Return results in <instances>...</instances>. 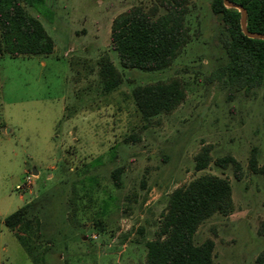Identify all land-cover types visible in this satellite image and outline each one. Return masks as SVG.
I'll return each mask as SVG.
<instances>
[{
  "label": "rangeland",
  "instance_id": "374dc122",
  "mask_svg": "<svg viewBox=\"0 0 264 264\" xmlns=\"http://www.w3.org/2000/svg\"><path fill=\"white\" fill-rule=\"evenodd\" d=\"M164 0H45L26 10L52 38L47 54L0 55V264H143L168 193L202 173L225 177L233 208L213 213L193 233L213 241L214 264H252L264 247V79L248 91L211 75L225 60L221 20L210 0H188L189 38L157 69L119 64L109 41L111 19L132 5L164 11ZM120 80L102 88L98 59ZM176 78L184 95L170 111L141 120L135 84ZM235 157L241 168L208 161ZM120 167L119 184L111 170ZM36 169V173H32ZM32 174L28 185L24 174ZM21 184L19 188L15 186ZM27 205V251L3 218ZM94 233L95 237L90 234Z\"/></svg>",
  "mask_w": 264,
  "mask_h": 264
},
{
  "label": "trees",
  "instance_id": "16d2710c",
  "mask_svg": "<svg viewBox=\"0 0 264 264\" xmlns=\"http://www.w3.org/2000/svg\"><path fill=\"white\" fill-rule=\"evenodd\" d=\"M188 0H164V11L156 13L141 5H132L113 16L109 26V41L119 64L126 68L157 69L169 64L189 38L184 20ZM245 9V26L249 31L264 33V0H230ZM45 0H0V55L47 54L53 41L39 19L24 5L36 7ZM210 10L221 20L218 40L225 60L211 75L234 89L248 91L264 79V39L249 37L239 25V10L227 7L222 0H210ZM97 74L104 90L116 87L120 77L113 62L105 55L98 59ZM183 84L176 78L135 84L130 89L131 100L141 120L172 110L183 98ZM194 167H205L208 161L220 167L229 165L233 175H241L239 161L231 154L211 159L208 148L201 146L193 155ZM249 167L256 166L253 152ZM120 167L111 170L112 180L119 184ZM233 208L229 181L212 173H202L174 187L167 195L152 238L144 241L143 264H214L213 241L204 238L194 242L197 225L213 213L228 214ZM27 205L4 216L3 224L12 230L27 251L29 227ZM257 230L264 234V217ZM252 264H264V247Z\"/></svg>",
  "mask_w": 264,
  "mask_h": 264
},
{
  "label": "water",
  "instance_id": "95a60500",
  "mask_svg": "<svg viewBox=\"0 0 264 264\" xmlns=\"http://www.w3.org/2000/svg\"><path fill=\"white\" fill-rule=\"evenodd\" d=\"M223 4L227 7H234L239 10V25L243 34L249 37H256L264 39V33L258 31H249L245 26V9L238 3L232 2L230 0H222ZM36 169H32V173H36Z\"/></svg>",
  "mask_w": 264,
  "mask_h": 264
},
{
  "label": "built area",
  "instance_id": "2783aa9c",
  "mask_svg": "<svg viewBox=\"0 0 264 264\" xmlns=\"http://www.w3.org/2000/svg\"><path fill=\"white\" fill-rule=\"evenodd\" d=\"M30 176H32V174H27V173H25L24 174V178H23V182H22V184H25V185H28L29 183H30ZM21 186V184H17L15 187L16 188H19ZM90 236L91 237H95V234L94 233H92V234H90Z\"/></svg>",
  "mask_w": 264,
  "mask_h": 264
}]
</instances>
